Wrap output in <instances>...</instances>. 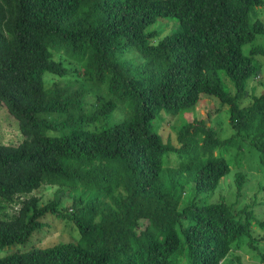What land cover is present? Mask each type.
I'll use <instances>...</instances> for the list:
<instances>
[{"label": "trees", "instance_id": "1", "mask_svg": "<svg viewBox=\"0 0 264 264\" xmlns=\"http://www.w3.org/2000/svg\"><path fill=\"white\" fill-rule=\"evenodd\" d=\"M262 7L264 0H0V102L25 136L0 143V248L27 240L47 214L69 217L79 233L76 241L2 256L0 264H178L179 256L187 264H226L233 247L246 238L250 244L252 225L264 230L250 205L236 211L224 200L194 197L177 206L185 187L194 196L213 191L230 171L215 148L247 143L264 159V91L244 102L261 67L253 55L264 46L243 50L264 36V22L248 20ZM160 17L176 28L154 43L167 23L149 27ZM59 52L92 79L91 111L84 83L46 87V73L69 71ZM201 95L228 106L233 134L221 139L205 119L193 118L176 130L177 146L164 143L151 128L156 111L176 114ZM114 112L118 122L97 127ZM166 152H176L179 163L164 183ZM46 184L60 185L59 194L39 205L31 194ZM244 184L239 171L238 196ZM64 194L73 199L71 211Z\"/></svg>", "mask_w": 264, "mask_h": 264}, {"label": "rangeland", "instance_id": "2", "mask_svg": "<svg viewBox=\"0 0 264 264\" xmlns=\"http://www.w3.org/2000/svg\"><path fill=\"white\" fill-rule=\"evenodd\" d=\"M169 17H160L149 28L160 27L162 23H167L161 30L159 36L153 39L154 43L169 33L175 26L174 21H168ZM164 19V20H162ZM256 19L264 22V7L252 8L249 13L248 20L250 24ZM174 27L172 30H174ZM171 30V31H172ZM255 44H261L264 46V36L257 35L255 39L248 42L243 46L245 53H248L249 47ZM129 50H125L123 54L124 58L130 59L133 63L137 61L133 58L132 54H128ZM132 52V51H130ZM141 56V55H140ZM120 57V55H119ZM132 57V58H131ZM254 59L260 62L261 67L259 75L257 77H250L248 80V95L245 104L250 102L253 95H259L264 91V54L257 53L253 55ZM56 59H61L64 64L69 67V71L63 75L46 73V87L52 88L54 83L63 87L70 83L73 88L79 87L80 83H84V86L88 90L86 96V109L92 110V104L95 102L97 90L92 89V79L86 75H82V70L78 69V63L71 57L63 52L55 53ZM138 59V58H136ZM141 59L143 57L141 56ZM219 75L222 79L223 85L226 90L233 93L234 85L223 70H219ZM128 104V101H119ZM126 104H121L122 107ZM129 109V107H128ZM118 111V108L115 112ZM113 113L106 119H101L97 122V127L108 126L118 122L121 118L120 113ZM125 117V116H124ZM193 118L205 119L217 132L218 137L226 139L233 134V129L229 122V109L227 105H222L220 101L213 96L201 95L200 99L193 106L181 109L176 114L167 113L163 110L156 111L155 117L152 119V130L158 132L164 143L170 142L172 145L177 146L176 142V130L183 123L190 121ZM66 130H50L48 132L51 136L62 135ZM25 136L20 132L19 121L17 118L8 113L5 105L0 102V143L16 145L23 141ZM215 156L223 155L230 166V171L221 177L216 189L209 192L198 193L194 196V191L190 187H185L178 203V209L189 203L190 199L197 197L198 200H202L206 203H213L220 200H224L229 204H234L236 211H240L246 205H250L252 215L255 220H264V191H260L259 188L264 184V159L261 158L260 152L251 144L242 143L239 148L236 144L232 146H219L213 150ZM179 163V155L176 152H166L163 155L161 176L164 183L167 180L168 171L170 168L175 167ZM243 171L245 174L244 190L241 196H238L236 185V173ZM60 185H42L39 189L35 190L31 196L39 197V205L48 203L59 194ZM66 192H70L69 188H65ZM74 194V193H73ZM25 198V197H24ZM73 199L64 194L62 196V205L67 207L71 211ZM20 204L15 206H9L6 212L13 214ZM43 225L36 230L27 240L19 243H14L9 246L0 248V257L12 254L14 252H24L33 248H47L56 244L76 241L79 239V233L77 228L72 222V219L59 218L53 214H47L42 219ZM183 225L186 224V221ZM178 226H175V230L178 233L180 241L181 235L178 231ZM175 256H178L177 254ZM263 256V257H262ZM178 264H187L185 257L179 256ZM226 264H264V230L252 225V238L250 244L248 239H244L240 247H233V250L225 259Z\"/></svg>", "mask_w": 264, "mask_h": 264}]
</instances>
